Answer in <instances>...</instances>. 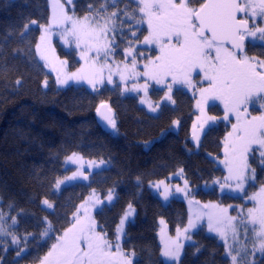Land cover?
Instances as JSON below:
<instances>
[{
    "label": "trees",
    "instance_id": "trees-1",
    "mask_svg": "<svg viewBox=\"0 0 264 264\" xmlns=\"http://www.w3.org/2000/svg\"><path fill=\"white\" fill-rule=\"evenodd\" d=\"M104 1L75 0L74 14L85 17L101 9ZM200 2L191 5L197 7ZM125 4L131 5L129 0H119L107 9ZM48 18L47 0H0V209L16 219L13 232L22 242L17 248L0 251V264H38L91 192L113 195L112 202L94 214L98 232L112 241L120 218L131 205L135 216L125 228L121 247L126 254L135 253L133 264H165L157 240L158 221L163 219L174 235L187 223L188 213L182 200L172 198L163 204L148 185L181 169L193 197L240 203L238 197L221 195L215 187L204 189L225 176L211 156L220 158L229 128L223 123L211 126L195 149L191 142L194 100L184 90L175 89L174 103H161L158 113L150 114L137 97L123 94L119 86L96 91L81 86L56 88L36 54L40 27ZM55 46L70 70L78 65L74 50H65L58 42ZM247 54L264 59V49H249ZM44 81H48L46 89ZM151 96L159 102L163 91L153 90ZM103 103L112 110L113 132L97 122L96 112ZM209 111L222 116L218 106ZM72 153L104 160L108 167L94 172L87 183H73L55 192L56 181L69 171L64 159ZM249 164L255 170L256 184L247 188L246 197L264 184V164L256 156ZM44 200L53 207H43ZM193 237L194 244L185 247L179 264H228L216 238L203 230ZM258 264H264V259Z\"/></svg>",
    "mask_w": 264,
    "mask_h": 264
},
{
    "label": "snow or ice",
    "instance_id": "snow-or-ice-1",
    "mask_svg": "<svg viewBox=\"0 0 264 264\" xmlns=\"http://www.w3.org/2000/svg\"><path fill=\"white\" fill-rule=\"evenodd\" d=\"M194 2L195 0H179V2L177 0H139L137 8L142 15L136 22L139 24L146 19L148 27V35L144 36L143 42L145 45H156L160 54L156 56L155 61L150 60L149 64L145 65L142 73L135 71L136 57H133L131 71L135 77L144 75L157 84H164L170 78L171 82L167 83L169 94L166 95V99L170 101H172L170 93L173 84L183 83L192 86V72L197 69L203 72L208 87L200 89L202 99L205 102L210 99L220 100L225 107V120H229L230 113L236 115L237 123L232 125L233 131L225 139L224 163L229 170L226 182L230 178H235L237 180L236 187L243 189L244 171L249 168L247 154L250 151H258L262 158L261 164H264V115L253 116L251 119L241 118L242 113L245 117L247 116L246 106L249 104L255 107L259 103L260 107L264 108V70H262L264 69V60L241 55L246 36H255L259 32L261 39H264V28L252 29L249 27L250 18L257 14L264 16V0H259L258 4L253 0H244L243 3L240 0H201L198 9L190 6ZM55 7H59L63 11V5L59 4L58 0ZM238 13H244L245 18H238ZM124 14L128 19L134 18L127 12ZM116 16L117 13L113 12L106 18L105 24L98 29L92 27L90 23H86L89 18L85 16L83 21H73L72 28L66 30V35L70 34L75 37L78 48L81 43L85 44L88 51H92L94 48L95 59H99L101 53L106 59L112 55V48L115 47L107 33L112 31L108 24H114L113 17ZM63 20L69 21L72 20V17L64 13ZM54 22H56L55 9ZM31 23L35 24L36 21L33 20ZM27 27L25 25V29ZM45 33H47V28H45ZM132 36H136L135 30L132 31ZM40 39L44 41L45 35H42ZM102 39L105 43L100 44ZM131 44L130 41L126 50L128 55L132 54ZM228 44L231 45V49L226 47ZM36 50L40 54V58L45 60V66H48L49 58L42 51L41 46L37 45ZM81 58L85 59L87 64V52L82 51ZM60 63L63 66L67 64V61ZM94 63L95 60L93 66ZM125 67L127 68V65ZM53 70L57 69L53 68ZM82 73H85V68H81L78 73H66L63 79H60L58 75L57 80L61 84H66L69 80L83 79L91 84L94 90L97 83L103 82L102 79L97 80L94 75H82ZM121 79H125L123 74ZM108 82L112 83L111 76H109ZM45 86H47L46 81ZM141 88L147 95V84H133L132 86L133 91H139ZM144 102V100L141 101V103ZM172 102L174 103V101ZM197 104L199 107L200 101ZM100 107L107 108L108 106L101 104ZM149 108L152 111L156 110L151 104H149ZM97 111L99 112V109ZM201 111L203 112L202 108ZM103 118L108 125L115 129L116 123L112 117L105 115ZM208 119L214 120L215 118L208 117ZM233 137L234 139H230ZM194 139H198V137L194 136ZM253 145L258 147L254 149ZM254 173L253 169V179L255 178ZM161 183L163 182L161 181ZM165 191L167 192V188ZM258 195L261 197L260 207L248 209L247 220L254 226L253 230L260 238L258 251L264 255V188ZM108 199H112L111 192L108 194ZM251 199L255 200L257 197L253 196ZM43 203L49 208L53 207L48 200H44ZM129 209H131V205H129ZM130 214L131 212L126 213V217ZM2 218L3 214L0 213V220ZM163 223L161 221V224ZM12 224H16L14 217ZM123 224L124 219L121 220L120 226L117 228L118 235L116 242L113 243L106 234H101L96 230V223L91 217H88L87 223H82L77 219L73 227L69 228L60 238V242L53 245L52 250L44 257L42 264H133L131 257L135 253L126 254L119 243V234L123 231ZM257 224L259 225L258 229L255 227ZM189 227H194L191 220ZM187 230L184 229L185 232ZM209 230H213L211 217L209 218ZM5 234H7V229L3 223H0V235ZM44 234L46 235L47 232ZM221 236H223V232H221ZM13 243H17L15 236H13ZM182 247L177 244L173 250L166 245L162 255L179 261ZM17 255H19V251ZM228 255L231 256L232 264H237V256L232 255L231 252Z\"/></svg>",
    "mask_w": 264,
    "mask_h": 264
},
{
    "label": "rangeland",
    "instance_id": "rangeland-1",
    "mask_svg": "<svg viewBox=\"0 0 264 264\" xmlns=\"http://www.w3.org/2000/svg\"><path fill=\"white\" fill-rule=\"evenodd\" d=\"M242 1L244 2V0ZM118 2L119 0H115V3H113V0H105L101 9L87 15L89 21L86 23H90L92 27L98 29L105 24L107 17L111 16L113 12L117 13V16L113 17L115 23L108 24V27L112 29V31H109L107 33V36L109 37V40L115 45V47L112 48V55L108 56L105 59L103 57V53H101L100 58L95 59L96 52L94 48L92 51H88L84 43H81V46L78 48L75 43V37L70 34L66 35V30H71L73 21H83L84 18L75 16V0H71V3H69V0H58V3L63 5V11H61L59 7H55L57 0H47L49 8V18L48 22L42 25L43 27H40V37L37 45H40L42 51H44L45 54L48 56V66H45V60H42L40 58V54L36 50L37 57L39 61L43 64L45 70L52 76L55 86L58 89H65L72 86H81L85 87L90 91H96L104 86H107L109 88L119 86L120 91L123 94L137 97L139 105L143 107L148 113L157 114L161 103L173 104V100L170 101L166 99V95L169 94L167 89V83H170L171 80L170 78H168L164 84H157L155 81L149 80L144 75H140L139 77L134 76V73L131 71V61L133 57H136L135 71L142 73L145 69V65L149 64L150 60L155 61L156 56L160 54L159 48L156 45H145L143 42L144 36L148 35V27L146 19L144 22L139 24L136 22L142 15V13H140L137 8L139 0H129V3L131 5H121L118 9L113 8L109 9L108 11V5L113 7ZM177 2H179V0H177ZM190 6L198 9V7H195L193 5ZM54 9L56 22H54ZM125 12L131 14L134 18L128 19V17L124 14ZM64 13L72 17V20L64 21ZM45 28H47V33H45ZM142 29H144V31H142ZM133 30L136 31V36H132ZM42 35H45L44 41H41L40 39ZM66 40L68 41L67 43L65 42ZM247 40L252 43L258 42L260 44H264V39H261V34L257 33L255 36H248ZM130 41L132 42V54L128 55L126 50L129 47ZM55 42L61 44L65 50H74L75 57L78 61V65L75 68L71 70L69 69L70 65L68 60L59 55L55 46ZM103 43H105V41L102 39L100 41V44ZM82 51L87 52V64L86 60L81 58ZM94 60L95 63L93 66ZM61 61H67V64L62 66L60 63ZM125 65H127V68L125 67ZM53 68L57 70L54 71ZM81 68H85V73H82V75H94L97 80L102 79L103 82L97 83L95 90L93 89L91 84H89L86 80L83 79L79 81L69 80L66 84H61L58 82V75L60 76V79H63L66 73H78ZM122 74L125 77V79L123 80L121 79ZM109 76H111L112 83L108 82ZM191 81L192 86L183 83L173 84L170 95L172 97V92L175 89H181L187 92L194 100L195 117L194 121L192 122L191 128V142L194 145L195 149H198L203 135L211 126H214L218 123H223L229 128L228 133L225 135L224 140L222 142L220 158L211 156V159L216 163V165L223 169L225 176L222 180L212 181L209 185L204 186V189H211L215 187L221 195L228 194L233 197H238L240 199V203L222 204L217 201H202L193 197L190 192L189 183L185 179L183 171H181V169H179L175 174L171 175L166 180H160L150 183L148 185L149 188L157 195V197L163 204H167L172 198H178L185 203L188 213L187 223L183 227L178 228L174 235L170 234L166 222L163 219H159L157 240L160 246L161 259L165 264H179L183 256L185 247L187 245L194 244L195 242L193 234H195L199 230H203L206 235L216 238L223 245L224 256L227 259L228 264H232L231 256L228 255L229 252H231L232 255L237 256V264H257L260 260L264 258V255H262L261 252L258 251L260 238L256 235V232L253 230L254 226L247 220V217L248 209L260 207L261 197L258 194L261 192V189L264 188V184L256 186L253 192L249 193L247 197L245 196V193L250 185L256 184L255 178H252V168L249 164L250 159L253 156H256L259 161V164L263 165L261 164L262 158L260 157L258 151H250L247 154V163L249 165V168L244 171L245 178L243 181V189H239L236 187L237 180L235 178H230L226 182V178L229 177V170L224 163L225 139L226 137H228V134L233 131L232 125L237 123L236 115L235 113H230L229 120H225V107L220 100L210 99L205 102L202 99L200 89L208 87V82L204 80L203 72H200L198 69L193 71L191 74ZM46 82L47 86H45V81L42 84V87L44 89L48 87V81ZM133 84H147V95H145V92L142 88L139 91H133ZM153 90L163 91L162 99L159 100V102H155L152 99L151 91ZM142 100H144L145 102L141 103ZM198 101H200L199 107L197 104ZM149 104H151L156 110L152 111L149 108ZM212 106L219 107L222 113L221 117L214 116L215 114H212L209 111V108ZM246 107L247 116L245 117L244 113H242V119H251V117L253 116L264 115V108H261L259 103H257L255 107H253L252 104H249ZM201 108L203 109V112L201 111ZM208 117H214L215 119H208ZM175 126H177V123L173 125L174 130ZM194 136L198 137V139H194ZM230 139H234V137ZM256 147L258 146L253 145L254 149ZM64 167L69 171L67 174H65L56 181L54 185L55 192H60L62 188L69 186L73 183H87L89 181L90 176L94 172L106 169L108 167V163L104 160L87 159L81 156L80 154L72 153L64 159ZM161 181L163 183H161ZM166 188L167 192L165 191ZM177 189H180V191H177ZM165 196H167V199H165ZM253 196H256L257 199H251V197ZM112 200L113 195L112 199L109 200L108 194L106 196H102L96 192H91L80 203L78 210L73 216L71 225L68 227V229L73 227V224L76 223L77 219H79L82 223H87L88 217H91V219L94 220V214L103 206L109 205ZM42 206L49 208L43 203V201ZM225 209L227 211H223ZM129 212H131V214L127 215L126 217V213ZM0 213L3 214V218L2 220H0V223H3L7 229V234L0 235V251L3 252L9 249L17 248L18 246L22 245V242H20L15 236L13 232V227L15 224H12V220L9 218V216L7 214H4L1 209ZM134 216V207L131 206V209H129L128 206L124 214L120 218L118 225L116 226L115 236L112 240L113 243L116 242V236L118 235L117 228L120 226L121 220L124 219V224L122 226L123 231L119 234L120 245L124 239L125 228L130 222L133 221ZM210 217L213 228L212 231L209 230ZM232 217H234L235 219L230 220L229 218ZM190 220L193 222L194 227H189ZM161 221H163L164 223L161 224ZM255 227L258 229L259 225L257 224ZM68 229H66L64 233ZM184 229H188L187 232H185ZM217 229H219V231H217ZM221 232H223V236H221ZM64 233L61 235V237L64 236ZM13 236L16 237L17 243H13ZM60 238L56 244L60 242ZM177 244L183 246L180 249L179 261L171 260L170 258L162 255V253L165 251L166 245L174 250ZM23 252L24 251L21 249V253ZM43 260L44 258L38 264H42Z\"/></svg>",
    "mask_w": 264,
    "mask_h": 264
},
{
    "label": "flooded vegetation",
    "instance_id": "flooded-vegetation-1",
    "mask_svg": "<svg viewBox=\"0 0 264 264\" xmlns=\"http://www.w3.org/2000/svg\"><path fill=\"white\" fill-rule=\"evenodd\" d=\"M240 2L243 3L242 0H240ZM253 2L258 4L259 3V0H253ZM197 7L199 8L200 5L197 6ZM240 18H245L244 17V13H242V16ZM249 27L252 28V29H254L256 27L264 28V16H260L259 14H257L255 17L250 18L249 19ZM142 31H144V29H142ZM257 34H261V33L257 32ZM247 37L248 36H246L245 37V40H244V42H245V44H244V53L242 55H247L249 58H253L254 57L257 60H264V59H260V57H258V56H252V55H248L247 54L249 49L250 50H253V51H256V52L264 49V44H260L258 42L257 43H252V42H250V41L247 40ZM226 47H228V46H226Z\"/></svg>",
    "mask_w": 264,
    "mask_h": 264
},
{
    "label": "water",
    "instance_id": "water-1",
    "mask_svg": "<svg viewBox=\"0 0 264 264\" xmlns=\"http://www.w3.org/2000/svg\"><path fill=\"white\" fill-rule=\"evenodd\" d=\"M241 16H242V13H238V18H240ZM244 44H245V42L243 41V46H244ZM226 46H228L229 49H231V45H230V44H228V45H226ZM243 53H244V50H243ZM243 53H241V55H242ZM103 104H106V103H103ZM106 105L108 106V104H106ZM100 106H101V105H99V107H98L99 112H98V111L96 112V119H97V122H98L99 126H100L103 130H105V131H107V132H113L114 129H113L110 125H108L107 121L103 118L105 115L110 116V117L113 118L112 110L109 111V109H110L109 106H108L107 108H101Z\"/></svg>",
    "mask_w": 264,
    "mask_h": 264
}]
</instances>
